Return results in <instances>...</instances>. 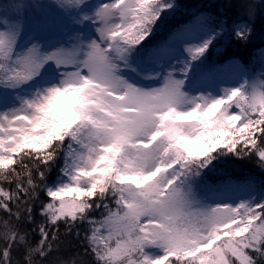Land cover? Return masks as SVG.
Returning <instances> with one entry per match:
<instances>
[{"label":"rangeland","instance_id":"374dc122","mask_svg":"<svg viewBox=\"0 0 264 264\" xmlns=\"http://www.w3.org/2000/svg\"><path fill=\"white\" fill-rule=\"evenodd\" d=\"M75 1L0 0V85L12 98L0 107V162L25 143L51 152L58 180L50 194L60 216L77 203L88 208L93 195V209L112 197L115 205L89 220L94 234L93 226L85 231L96 240L87 244L94 254L119 257L112 264H247L261 230L255 225L263 223H253L256 211L237 221L248 211L249 187L206 184L203 197L190 179L206 154L227 148V120L245 118L249 128L264 112V79L206 72L214 57L200 23L165 43L155 62L140 63L131 49L153 27L139 18L175 8L167 0H98L80 20L52 29L44 23L29 37L32 22ZM235 221L237 240L213 245ZM19 237L26 244L22 231ZM11 262L9 252L3 264Z\"/></svg>","mask_w":264,"mask_h":264},{"label":"trees","instance_id":"16d2710c","mask_svg":"<svg viewBox=\"0 0 264 264\" xmlns=\"http://www.w3.org/2000/svg\"><path fill=\"white\" fill-rule=\"evenodd\" d=\"M167 1L175 3V8L167 10L165 14L161 12L158 19L148 22L145 13L139 18L141 23L138 25L153 27L144 31L145 36L141 35L138 46L131 49L134 52L132 55L142 64H145L147 57L150 63L155 62L165 43L179 42L184 30L200 23L210 32L206 37V48L214 57L206 72L212 76H223L224 71L237 70L245 75L257 74L264 79V0ZM93 3H98V0L92 3L76 0L70 9L48 12L35 20L31 28L38 31L44 23L60 26L70 19L78 21ZM154 16L158 15H151ZM126 44L129 48L133 45L129 42ZM204 51L200 64L204 62ZM1 90L6 89L0 85ZM251 120L253 122L249 128H245V118L239 117L234 123L227 120L223 125L225 136L222 141L227 142V148H214V151L206 154L198 162L190 181L195 192L204 188L203 197H206V184L215 185L214 188L218 189L220 184L232 181L236 185L249 187L248 211H239L238 215L242 217L237 221L250 220L253 211L258 214L253 223L263 221L255 225L260 226L261 230L257 240L252 243L254 248L248 250L247 264H264V112L254 115ZM28 145L25 143L17 148L7 164L0 162V264L5 262L9 252L13 259L11 264H94L91 258L95 255L87 244H96V240L87 243L85 236L86 228L93 226V223L82 231L73 229L68 234L64 232L70 228L71 220L78 216L85 214L93 219L97 211L104 207L111 209L115 205L114 199L103 196L99 198L100 206L93 209L91 206L97 199L93 195L88 199V208L86 203H77L79 207L73 214L60 216L58 205L50 194V188L58 180L57 168L52 164V153L29 150ZM237 221L217 231L214 236L218 238L212 242L213 245L216 246L221 240L235 242L237 236L232 228ZM93 230L94 226L91 234H94ZM21 231L26 244L20 241ZM80 239H83V257L76 252ZM71 244L76 246L72 247ZM61 254L65 257H61ZM184 254L179 252L167 257H182ZM118 259H112V263Z\"/></svg>","mask_w":264,"mask_h":264},{"label":"bare ground","instance_id":"6f19581e","mask_svg":"<svg viewBox=\"0 0 264 264\" xmlns=\"http://www.w3.org/2000/svg\"><path fill=\"white\" fill-rule=\"evenodd\" d=\"M52 48V47H51ZM243 178L241 177V180ZM89 220H92V217L90 215H81V216H78L76 218H74L73 220H71L72 222L69 223L70 225V228L65 230V234H68L71 230L73 229H78L80 231H82V229L87 226V225H90L92 223V221H89ZM82 242H83V239H80L79 242H78V245L76 246V244H71L72 247H75L77 248L76 252L79 256H82L83 257V254H85L82 250H81V246H82ZM87 243L91 242V239L87 238L86 240ZM83 253V254H82ZM95 256H93L91 259L94 260V264L95 263H108V264H111L112 261H110L109 259H107L105 256L103 255H99V254H94ZM61 257H65L64 255H60Z\"/></svg>","mask_w":264,"mask_h":264}]
</instances>
